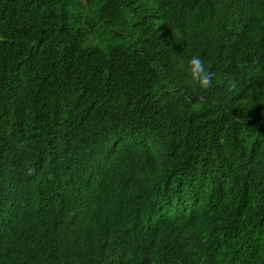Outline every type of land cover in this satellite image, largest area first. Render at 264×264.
Returning <instances> with one entry per match:
<instances>
[{"label": "trees", "instance_id": "1", "mask_svg": "<svg viewBox=\"0 0 264 264\" xmlns=\"http://www.w3.org/2000/svg\"><path fill=\"white\" fill-rule=\"evenodd\" d=\"M0 264H264V0H0Z\"/></svg>", "mask_w": 264, "mask_h": 264}, {"label": "clouds", "instance_id": "2", "mask_svg": "<svg viewBox=\"0 0 264 264\" xmlns=\"http://www.w3.org/2000/svg\"><path fill=\"white\" fill-rule=\"evenodd\" d=\"M189 75L192 83L202 90L211 87L212 74L206 68L204 60L199 55H194L189 61Z\"/></svg>", "mask_w": 264, "mask_h": 264}]
</instances>
